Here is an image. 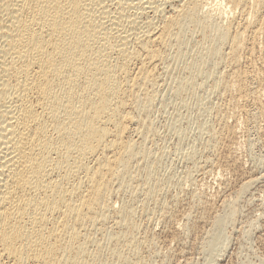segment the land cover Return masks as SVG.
I'll list each match as a JSON object with an SVG mask.
<instances>
[{
    "label": "bare ground",
    "instance_id": "obj_1",
    "mask_svg": "<svg viewBox=\"0 0 264 264\" xmlns=\"http://www.w3.org/2000/svg\"><path fill=\"white\" fill-rule=\"evenodd\" d=\"M213 2L217 5L214 9L210 7ZM222 3V0H0V264L97 263L100 249L107 244L106 241V245L97 244L95 240L93 245L96 225L108 219L109 193L117 183L126 180L130 163L141 154V147L130 135L146 136L152 131L154 125H149L151 119H147L150 114L145 113L152 102L157 72L159 68L170 72L168 65L174 67L172 62L165 65L169 57L165 55L167 47L171 44L176 47L173 63L182 69V73L178 71L181 76L175 74L178 78L174 80V90L187 92L197 86V79L204 81L209 74L216 73L210 72L216 70L221 43L235 49L243 31L248 30L254 37L264 29V18L258 25L241 23L250 14L252 5L264 10V0H234L240 13L224 26L211 14L213 11L217 17L227 18L233 12L231 8L226 12ZM196 29L213 35H206L203 45L190 44L195 47L189 46L194 49L191 53L187 51V34ZM182 131L185 130L179 132L181 138ZM151 173L145 175L147 182ZM233 208H229L232 214ZM132 217L135 219V215ZM124 220H116L117 225ZM219 225L218 230L216 225L213 228L217 230L214 237L209 234L212 242L208 240L211 243L208 246L212 251L222 241ZM118 234L110 232L107 238L117 242ZM131 240L126 244L129 248L133 246ZM113 245L109 256L121 257L124 252L120 255L118 245Z\"/></svg>",
    "mask_w": 264,
    "mask_h": 264
},
{
    "label": "rangeland",
    "instance_id": "obj_2",
    "mask_svg": "<svg viewBox=\"0 0 264 264\" xmlns=\"http://www.w3.org/2000/svg\"><path fill=\"white\" fill-rule=\"evenodd\" d=\"M222 1L226 12L231 8L233 11L231 12L232 15L230 13L227 19L222 16H220L221 18L219 16L217 17L213 11L211 14H213L215 19L221 20L218 21L224 26L228 24L233 15V17L239 15L237 13H240V9L234 6V0ZM214 3L210 6L213 9L217 6L213 5ZM263 12L264 10L261 8H256L252 5L248 12L250 14H247L246 19L241 21V23L258 25V22L264 18ZM261 30L254 37H252V34H249L248 30L243 31L240 36L238 48L235 49H230L227 45L221 43L219 45L220 56L218 55L216 59L218 61H216V70L210 72H216V75L213 74L215 77L209 74L208 76L211 79L208 76L205 77L204 81L203 79H197L198 84L201 83V86L197 84L198 87L196 86L187 92L174 90V87H176L173 86L175 85L174 80L178 78V71L182 73V69L180 70V67H176L173 63L176 61H174L177 52L176 47L173 44L167 47L168 49H166L165 55L167 54L169 57H167L165 65L168 62H172L171 64L174 67L172 65L168 66H170V72L174 74L168 71H166L167 73L163 72V68L162 70L159 68L155 81L156 85L152 87V102H150L148 107L150 110H146L147 113H145L146 115L148 114L147 116L150 114L149 117L145 116L147 119L149 118L148 120L151 119V124L149 125H154L151 126L152 131L150 130V133L149 131L146 133V136L148 135L147 137H138L135 134L134 136L133 133L130 135L132 136L133 142L136 141L141 147V154L130 163L126 180L120 184L117 183L115 186L118 188L114 186L115 190L112 188L109 193L107 208V215L109 214L108 219L104 222L97 223L95 228L97 234L93 238L94 241L98 240L97 244H107L108 248L107 245L103 246L104 248L102 247V250L107 248L104 253L100 249V259L98 258L99 260L96 261V264H104V262L107 264H114L115 262V264H140L142 261V264H148L149 262V264H264V29ZM192 32H194L193 35ZM192 32H189L191 34L190 36H192L190 39H188L190 37L188 35L189 33L187 34L189 43L187 42L188 49L186 48L188 52L191 50V53L194 50L190 49L191 47L195 48L196 44L197 46L203 45L204 40L210 36L209 34L213 35V32L210 31L208 34L207 30L202 32L196 29ZM170 46H172V49ZM190 59L191 57L188 60ZM160 67L163 66L161 65ZM175 67L177 70L172 69ZM169 74L171 78L168 77ZM211 87L213 90L216 88L214 92ZM218 87L219 89H217ZM203 96L204 99H202ZM180 101H185V103H181ZM201 123H203V132H201L200 128ZM180 129L185 130V132L182 131L185 134L181 133L182 136H186L185 138L184 136L181 138L179 133L181 132ZM179 138L184 139L180 140ZM140 142L143 147L140 145ZM149 153L150 155H148ZM153 156L155 160L152 158ZM157 160L158 162H156ZM153 168H156V170ZM153 170L156 172H153ZM141 172L143 173L141 174ZM148 172H152V177L148 179V182L151 181L150 183L145 178ZM153 173H155L154 176ZM132 174L135 175L132 176ZM156 180H158L157 184ZM246 184L248 185L246 186ZM128 186L130 188H127ZM243 188L245 189L243 190ZM136 190L137 193H135ZM142 190L144 191L142 192ZM233 206H235V209ZM229 208H233L234 214L231 213L232 211L230 212L231 209ZM229 214L232 216L231 218ZM134 215L135 219L132 217ZM130 217L131 219L129 221ZM224 217H227L224 219L226 222L222 219ZM110 218H113L112 221H110ZM120 218H124L125 220L118 226L116 220L118 221ZM114 220L116 222L115 224L113 222ZM107 222L108 224H106ZM217 224L221 225L222 241L219 240L221 242L218 248H215L217 251H212V248L210 247V249L208 246V244L211 245L208 240L210 241L216 234L218 230ZM108 226L110 227L108 228ZM125 226L127 227L125 228ZM213 228L217 230L214 231ZM109 230L113 234L116 232L118 234L119 231L121 232L118 234L120 239L118 238L119 240L117 242L108 240ZM123 233L125 234L123 235ZM207 234H210L212 237L210 235L207 237ZM101 237L107 240H103ZM130 238L132 239L131 242L133 245L131 248L126 245ZM138 240H141V243ZM96 241L93 242L95 243L93 245H96ZM105 241L106 244H104ZM113 244L115 246L118 245L117 250L120 251V255L124 252L122 255L123 258L128 257L123 259L122 256L115 257L116 255H113V258L109 256L112 255ZM134 249H139V251H133ZM135 252H138V255ZM102 254L104 255L102 256ZM128 259L130 262L126 261ZM116 260L119 262L117 263Z\"/></svg>",
    "mask_w": 264,
    "mask_h": 264
}]
</instances>
